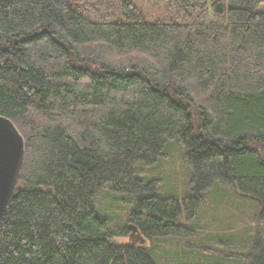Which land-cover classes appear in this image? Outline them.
<instances>
[{"label": "trees", "instance_id": "1", "mask_svg": "<svg viewBox=\"0 0 264 264\" xmlns=\"http://www.w3.org/2000/svg\"><path fill=\"white\" fill-rule=\"evenodd\" d=\"M147 1L164 14L135 0H0V115L25 140L0 264H156L115 244L129 228L96 216L106 193L135 200L127 223L150 242L194 237L179 220L216 184L255 201L264 224L262 0ZM171 141L190 171L182 203L135 174ZM252 252L264 264V243Z\"/></svg>", "mask_w": 264, "mask_h": 264}, {"label": "rangeland", "instance_id": "2", "mask_svg": "<svg viewBox=\"0 0 264 264\" xmlns=\"http://www.w3.org/2000/svg\"><path fill=\"white\" fill-rule=\"evenodd\" d=\"M153 17L165 9L147 0H135ZM264 13V0L257 8ZM185 150L176 141L169 142L153 165L138 164L135 174L146 183L157 181L158 193L163 198H175L182 203L190 193V171L185 163ZM198 215L187 220L183 214L179 224L195 230V236L183 240L163 238L139 246L149 248L156 264H248L252 248L264 243V224L257 221L258 204L239 195L226 184H216L204 195ZM136 202L127 195L102 194L94 204L98 218L109 219L116 228L128 226V237L116 239L115 244L131 243L128 217L136 211ZM214 236H217L215 239ZM144 238V237H143ZM260 248V247H259ZM235 250V251H234ZM259 253V251H257ZM236 255L240 258L237 259ZM254 256V255H253Z\"/></svg>", "mask_w": 264, "mask_h": 264}, {"label": "water", "instance_id": "3", "mask_svg": "<svg viewBox=\"0 0 264 264\" xmlns=\"http://www.w3.org/2000/svg\"><path fill=\"white\" fill-rule=\"evenodd\" d=\"M25 156V140L14 123L0 115V220L18 188V177ZM132 245H141L145 239L136 226L130 227Z\"/></svg>", "mask_w": 264, "mask_h": 264}]
</instances>
